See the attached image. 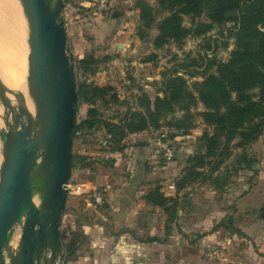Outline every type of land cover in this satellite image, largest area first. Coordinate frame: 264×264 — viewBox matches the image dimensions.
Returning <instances> with one entry per match:
<instances>
[{
    "label": "trees",
    "instance_id": "16d2710c",
    "mask_svg": "<svg viewBox=\"0 0 264 264\" xmlns=\"http://www.w3.org/2000/svg\"><path fill=\"white\" fill-rule=\"evenodd\" d=\"M136 6L139 9L137 33L148 37L152 29L157 30L152 41L154 48L171 42L181 43L187 36H200L226 23L232 24L228 36L234 37V48L226 61L211 58L209 64L215 66L214 71H203L202 80L191 86L183 76L171 73L162 80L161 95L151 98L145 92L134 94L131 101L124 102L126 109L117 118L104 117L95 104L96 98L103 102L120 101L111 86L77 83L71 138L78 135L83 143L85 137H93L104 155H78L75 160L72 154L71 170H92L95 164L113 169L116 155L136 146L135 142L127 143L129 135L145 130L158 132L163 124L167 126L166 139L174 148L173 157L167 161L162 159L159 135L153 143L158 158L163 160L162 166L169 167L179 159L175 151L181 144L176 138L180 134H189L199 117L206 127L199 138L203 148L199 147L195 153L186 156L180 174L173 178V187L179 191L196 181L207 183L218 195L231 200L226 208L233 211L236 197L232 189L233 179L242 170H253L258 158L247 148L264 134V0H157L156 7L138 0ZM87 11L88 16L94 15L93 7ZM158 12H163L159 18ZM184 16L191 19L189 27L183 25ZM90 17L110 18L114 23L120 21L104 13ZM201 17L205 20H200ZM64 27L67 35L65 24ZM116 27L113 25L111 34L100 45L87 36L91 44L88 53L74 60L83 65L97 63L100 50L108 47V40L112 33H116ZM80 97L82 101L78 104ZM198 104H201V110H196ZM235 139V145L242 151L234 154L231 162L222 167L226 158L231 156L229 149ZM131 159L126 153L125 171L128 175L132 168ZM191 198L190 195L183 197L184 207L191 205ZM144 199L150 205L162 207L167 220L174 219L176 207L167 203L168 198L160 191L159 185L145 193ZM219 226L230 230L232 215L226 220L221 219L215 228ZM235 231L238 230H230ZM60 238L66 253L64 264H67V260L75 257L77 240L74 237L68 239L61 231Z\"/></svg>",
    "mask_w": 264,
    "mask_h": 264
},
{
    "label": "crops",
    "instance_id": "0c3cea01",
    "mask_svg": "<svg viewBox=\"0 0 264 264\" xmlns=\"http://www.w3.org/2000/svg\"><path fill=\"white\" fill-rule=\"evenodd\" d=\"M156 134L145 130L129 135L127 143L135 142L136 146L116 155L112 172L101 170L100 164H95L93 170H71L76 182L82 180L91 188L102 189L104 203L95 206L82 196L67 195L59 230L68 239L74 237L78 244L75 257L66 259L67 264H227V258L228 264H236L230 243L250 239L253 233L258 239L261 237L258 231L254 232V226L240 223L259 221L254 218L264 209L263 175L244 185V191L235 197L234 210L227 213L226 197L218 195L207 183L196 181L179 191L168 187L180 174L186 157L169 167L162 166L163 160L158 158L153 143ZM263 136L251 145L258 159L263 155ZM176 139L182 145L179 148H183L185 141ZM126 153L132 157L129 175L125 171ZM257 165L241 172H252L258 169ZM157 185L168 198L167 203L176 207L173 220H167L162 207L144 199L145 193ZM185 195L192 196L190 206H183ZM250 209L258 210L249 213ZM228 215H232L231 229L239 232L226 231L222 226L215 228Z\"/></svg>",
    "mask_w": 264,
    "mask_h": 264
},
{
    "label": "water",
    "instance_id": "95a60500",
    "mask_svg": "<svg viewBox=\"0 0 264 264\" xmlns=\"http://www.w3.org/2000/svg\"><path fill=\"white\" fill-rule=\"evenodd\" d=\"M18 1L28 31L33 112L26 107L19 116L0 79V264H64L59 225L71 177L74 57L63 0Z\"/></svg>",
    "mask_w": 264,
    "mask_h": 264
},
{
    "label": "rangeland",
    "instance_id": "374dc122",
    "mask_svg": "<svg viewBox=\"0 0 264 264\" xmlns=\"http://www.w3.org/2000/svg\"><path fill=\"white\" fill-rule=\"evenodd\" d=\"M137 1L106 0L107 8L102 13L120 20L115 21V23L110 18L108 20L102 17H90L96 15H87V8L93 7L96 0H64L61 11V18L67 27V46L74 59L88 53L91 44L87 36H91L93 42L100 45L105 41L108 34H111L113 25H117L116 33H112L108 40V47L100 50L97 63L83 65L74 60L76 84L84 83L87 86L109 85L119 96L120 101L118 102L111 100L103 102L101 99H95L96 106L106 118L120 117L126 109L124 102L131 101L134 94L145 92L151 98L156 94L161 95L162 80L171 73L183 76L190 86L195 81H201L203 71L210 73L215 69L214 65L209 64L210 59L215 58L217 61H226L234 48V37L228 36L231 23L217 26L200 36H187L181 43L171 42L160 48H154L152 41L157 34L155 28L149 32L148 37H142L137 33L139 26ZM144 1L152 6H157V0ZM113 14H117V16H112ZM162 14L163 12H158L157 17H161ZM200 20L204 21L205 18L201 17ZM190 24V17L184 16L183 25L189 27ZM2 64L1 70L6 72L5 65ZM81 101L82 98L80 97L78 104ZM196 110H201V104L197 105ZM31 112H33V109H31ZM163 128L167 129V126L163 124ZM205 128L201 119L197 117L196 127L189 134L178 135V138L181 137L186 144L183 148L175 151L177 158L184 159L187 155L195 153L199 147L203 148V143L199 138ZM262 140L264 141V136ZM236 142V139L232 141V146L229 149V155L231 156L226 158L222 167L231 162L234 154L242 151L241 148L235 145ZM247 151L252 154L255 152L252 146H249ZM260 151L263 152V155L260 154L258 159V169L252 172H240L233 179L232 189H234L235 196L244 191V185L252 184L257 175L258 177L263 175L264 181V144ZM72 154L75 156L74 159L77 160L76 156L78 155L102 156L104 152L96 144L93 137L87 136L84 138V142L81 143L78 135H75L72 139ZM100 165L101 170L113 171L107 165ZM257 171L258 174H255ZM70 181L75 182L77 180L70 177ZM79 181L83 182L82 180ZM229 204H231V200H226L225 207ZM257 210L250 209L249 213H256ZM230 211L227 209V213ZM261 212H263V216ZM254 219L259 220L256 222L259 225L244 222H241L240 225L254 226L252 227L255 229L254 232L258 231V236L261 237L258 239L253 233L251 236H254L255 240L254 237H251L240 241L235 239L234 242L230 243L231 254L238 261L236 264H264V209ZM16 239L14 237L13 241L15 242ZM217 261L220 260L217 259ZM224 262L228 264L229 258ZM232 264H234V261Z\"/></svg>",
    "mask_w": 264,
    "mask_h": 264
},
{
    "label": "bare ground",
    "instance_id": "6f19581e",
    "mask_svg": "<svg viewBox=\"0 0 264 264\" xmlns=\"http://www.w3.org/2000/svg\"><path fill=\"white\" fill-rule=\"evenodd\" d=\"M27 38V24L19 1L0 0V79L10 104L21 117L24 116L26 107L32 109L28 83ZM2 63L6 72L1 70ZM10 120L13 125L18 122L12 117Z\"/></svg>",
    "mask_w": 264,
    "mask_h": 264
},
{
    "label": "built area",
    "instance_id": "2783aa9c",
    "mask_svg": "<svg viewBox=\"0 0 264 264\" xmlns=\"http://www.w3.org/2000/svg\"><path fill=\"white\" fill-rule=\"evenodd\" d=\"M106 0H96L93 6L92 14L96 15L106 10ZM167 129L162 128L157 132V135L161 138L159 142V150L163 160H170L174 155V148L166 139ZM169 188H173L172 184L168 185ZM67 195H79L87 199L91 204L100 206L104 203V193L102 189L91 188L84 182H71L67 184Z\"/></svg>",
    "mask_w": 264,
    "mask_h": 264
}]
</instances>
